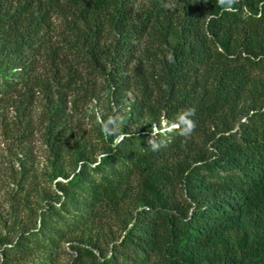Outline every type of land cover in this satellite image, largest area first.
<instances>
[{"label":"trees","instance_id":"1","mask_svg":"<svg viewBox=\"0 0 264 264\" xmlns=\"http://www.w3.org/2000/svg\"><path fill=\"white\" fill-rule=\"evenodd\" d=\"M92 100L124 138L99 128L71 151ZM189 107V138L148 147L151 122ZM6 109L20 188L36 132L74 168L0 264H56L66 241L68 264H264V0H0V122Z\"/></svg>","mask_w":264,"mask_h":264},{"label":"rangeland","instance_id":"2","mask_svg":"<svg viewBox=\"0 0 264 264\" xmlns=\"http://www.w3.org/2000/svg\"><path fill=\"white\" fill-rule=\"evenodd\" d=\"M131 99V94H128ZM108 114L105 101L95 100L85 104L75 115L78 129L72 132L67 139L68 149L73 151L77 142L93 141L98 136L101 128L102 115ZM4 120L0 122V263L2 258V246L6 240L14 238L22 229L31 227L35 222V212L49 199L51 189L55 188L56 180H63L61 173L71 174L73 164L53 161L48 156L40 132H36L31 139L24 143L25 148L32 152V171L28 174L24 187L20 188L16 179L20 175V162L22 152L16 148L13 140L4 134L9 127L13 116L11 109L4 111ZM116 117H119L118 115ZM147 121L137 124L134 129L145 127ZM151 122V126H152ZM163 127V120L160 122ZM101 150H97L98 157ZM26 193V195H25ZM74 239V237H72ZM66 253H63L56 264H68L70 259L68 242H64ZM35 255L22 259L18 264H32L36 260Z\"/></svg>","mask_w":264,"mask_h":264},{"label":"clouds","instance_id":"3","mask_svg":"<svg viewBox=\"0 0 264 264\" xmlns=\"http://www.w3.org/2000/svg\"><path fill=\"white\" fill-rule=\"evenodd\" d=\"M235 0H218V3L221 6H227V10H231V5ZM169 62H172L174 57L172 54H169L167 57ZM195 115V108L189 107L181 109L177 114L173 122L169 124L168 120L163 121V127L157 123H152L151 129L149 131V138L147 140L148 147L153 151H158L161 147H166L164 141H158L157 137L167 132L176 131L178 135L184 137L185 139L189 138L196 127L195 121L192 117ZM101 129L103 133L108 136H117V143H120L123 140V136L120 135V126L125 123L124 117H109L107 121H101Z\"/></svg>","mask_w":264,"mask_h":264},{"label":"built area","instance_id":"4","mask_svg":"<svg viewBox=\"0 0 264 264\" xmlns=\"http://www.w3.org/2000/svg\"><path fill=\"white\" fill-rule=\"evenodd\" d=\"M155 123V122H154Z\"/></svg>","mask_w":264,"mask_h":264}]
</instances>
